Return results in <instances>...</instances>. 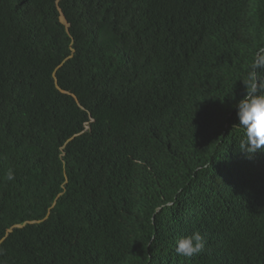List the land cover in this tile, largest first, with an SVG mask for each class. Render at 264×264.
<instances>
[{
	"label": "trees",
	"instance_id": "16d2710c",
	"mask_svg": "<svg viewBox=\"0 0 264 264\" xmlns=\"http://www.w3.org/2000/svg\"><path fill=\"white\" fill-rule=\"evenodd\" d=\"M254 62L264 0H0V260L264 264L236 109Z\"/></svg>",
	"mask_w": 264,
	"mask_h": 264
},
{
	"label": "clouds",
	"instance_id": "9594fccd",
	"mask_svg": "<svg viewBox=\"0 0 264 264\" xmlns=\"http://www.w3.org/2000/svg\"><path fill=\"white\" fill-rule=\"evenodd\" d=\"M61 21L69 27V23L66 21L64 15L61 16ZM175 24L176 23H169L167 26L166 38L171 50L181 55L183 42L169 37V33L173 30ZM262 67H264V63L262 62H254L251 65L247 78L242 80L246 86V95L236 103L237 115L239 118L238 127L244 129L245 136V138L241 140L239 148L240 152L245 153L248 156H252L258 151H264V81L259 77V69ZM160 95L165 96L166 91H162ZM74 97L76 98L75 95ZM127 97L118 101L117 94L113 95V99L117 100V102L122 105L125 104ZM79 104L83 110L88 112L89 121L86 122V129H89L90 123L94 122L95 119L90 111L82 106L80 102ZM124 118L130 121L132 120L131 114L124 115ZM14 178V172L10 169L7 172V179L13 180ZM205 243L206 240L204 235L199 231H196L177 241L176 252L178 255L184 257H192L203 250ZM3 255L4 250L0 249V256ZM0 264H4V261L0 260Z\"/></svg>",
	"mask_w": 264,
	"mask_h": 264
}]
</instances>
